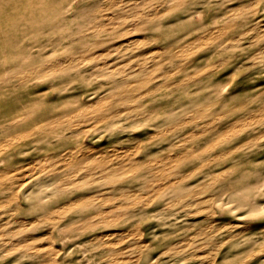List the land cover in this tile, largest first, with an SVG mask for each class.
Wrapping results in <instances>:
<instances>
[{"label":"rangeland","instance_id":"1","mask_svg":"<svg viewBox=\"0 0 264 264\" xmlns=\"http://www.w3.org/2000/svg\"><path fill=\"white\" fill-rule=\"evenodd\" d=\"M52 1L67 15L85 11L84 18L106 21L99 38L116 33L75 54L42 47L59 38L48 32L56 15L24 29L17 25L45 14L27 7L16 18L18 0L0 1V168H11L0 192V264H264V32L257 25L264 0ZM160 12L155 28L143 26ZM210 34L219 37L211 48L194 50ZM119 40L128 50L110 47ZM28 52H45V61L81 58L82 75L18 74L33 65ZM138 66L142 73L127 82L156 90L150 97L124 93L122 79L109 77V67L126 74ZM91 95L105 98L97 109L72 122L61 118ZM159 95L177 104L153 102ZM33 97L38 105L28 102ZM40 106L51 113L43 125L21 119ZM134 107L156 113L141 120ZM121 108L129 113L103 119ZM58 118L67 123L43 135L42 126ZM81 144L77 163L63 173H93L95 180L116 166L119 180L61 188V174L50 176L48 168L58 150ZM92 146L98 149L81 154ZM99 152L103 165H88ZM78 194L93 198L59 227L40 216ZM19 197L26 205L18 210Z\"/></svg>","mask_w":264,"mask_h":264},{"label":"bare ground","instance_id":"2","mask_svg":"<svg viewBox=\"0 0 264 264\" xmlns=\"http://www.w3.org/2000/svg\"><path fill=\"white\" fill-rule=\"evenodd\" d=\"M0 1H5V0H0ZM10 3V2H9ZM16 3V2H15ZM1 4V2H0ZM30 8L33 13L36 12H43L45 14L44 19L42 20H34L35 22H32V20L26 21L25 23H23L24 25L20 24L17 25V27H22V28H26L27 27H32L35 28L37 27L38 29L41 28L43 25H45V23L49 24V17L46 16L47 14L50 15H56V23H52L50 24L51 27L49 28L48 32L51 31V33L57 32L59 34V38L55 41L52 42L53 44H46V45H40L42 47H46L47 45H52V47H59L60 49L62 48V50L65 52V50H67V52H70L72 54H75L77 51L83 49L85 50V48H92L93 46L99 45V44H103L105 42H109L111 41L108 36L111 35H115L116 30H113L109 33H106V38L105 37H100V30L102 28L105 27V25L107 24L106 21L104 22H99L98 18H84L86 12L83 11H78L75 12L72 15H67V10H64L62 8H58V4L57 2H54L52 0H24L22 4L19 3V0L17 2V5L13 6L15 12V17L19 18L20 15L24 14V10L26 8ZM165 13V12H164ZM163 12L157 13L154 17L152 16L151 18L148 17V19L145 18V20L142 22L143 26H150V28H155L157 25V20L161 17L162 14H164ZM172 13V11L170 12ZM166 14V13H165ZM6 12H4L3 10H0V21L4 22L6 21ZM107 20V17H106ZM94 21H97V23L92 26V23ZM258 27L262 29V32H264V20H261L257 23ZM111 26H116V25H111ZM16 28V27H14ZM162 35H165L162 33ZM169 35V34H167ZM218 35L214 36L213 34H210L209 36V43L206 42H199L195 47V49H201L202 47H207L211 48V46L209 47V45L213 44V42H215L218 39ZM126 41H128L129 39H125ZM66 41V42H64ZM123 41V40H119L118 42L112 44V46L110 47H117L119 49H121L123 52L125 50H128L127 47L128 46V42ZM133 42H136L135 40H133ZM139 42V41H138ZM106 50L103 51H98L96 53H101L103 54ZM121 51V52H122ZM155 51H158L157 53H160L161 51L163 52L164 50L160 49H156ZM154 51V52H155ZM161 52V53H162ZM156 53V52H155ZM97 55V54H96ZM24 57H26V60H29L28 62L32 63V67H29L28 70L27 69H23V70H19L17 73L18 74H23V73H41V74H46L48 75V73L50 74H58V75H62V76H68L71 75L73 73H79V75H82L79 71V67L77 66L79 64V60L81 58H77L74 56H65V57H58L56 59H52V60H48L45 61L47 54H45V52H38V53H32V52H28L25 53L23 55ZM95 56V55H92ZM142 64H145L146 61L144 59L141 60ZM139 62V65L141 64ZM120 68H111L109 67V77L112 79H116V78H120L122 79L121 83H117L121 88H123V90L125 88H127L126 90H124V93L130 94V93H134V94H138V96H148L150 97L151 92L153 94L156 93V90H151L150 91H142L140 90L141 85L140 83L137 84H129V82H127L128 80H130L133 76L134 77H139V73H142V68L138 66L137 67H132L133 70H130V73H122V71L124 70H118ZM97 70H101V69H96ZM197 79H193V82H195ZM124 82H127L124 83ZM31 95H41V93H38L36 91H32ZM60 95V94H59ZM92 96V95H91ZM46 98V102H44L41 105L44 104H49L51 102L56 101L57 99L60 98V96L57 97H45ZM62 96H61V100H62ZM56 99V100H55ZM104 96H92L91 98H89L88 100H79L77 102L78 105H80V107L75 108L77 105L69 108L67 111L71 110L72 114L74 112L73 115H66L61 117L62 119H66L67 122H72L74 121V118L77 116H83V115H87L90 114L88 112H92L93 110L97 109L98 105L100 102H102L104 100ZM158 101H163L164 103H166L167 105H173V104H177V99H171V100H166V98L163 95H159L157 97H154L152 99L153 102H157ZM38 98L37 97H33L31 98L28 102H30V105H35V103H38ZM65 103V102H64ZM161 103V102H160ZM40 104V103H39ZM38 105V104H37ZM42 107V106H40ZM20 108V107H19ZM17 110V107L14 108ZM22 109V108H21ZM133 110H137L138 112L136 113L135 117H137L138 119L141 120H145L147 117L151 116L152 114L156 113V110H151V111H140L142 108L141 107H134L132 108ZM129 113V109L127 108H121L119 110H117L116 112H112L110 116H105L103 119L104 120H108V119H112V118H117V117H123L126 114ZM48 114L51 113H46L43 109V107L41 108V111H35V112H29L27 114H25V116H22L21 119L23 120H31L32 125L36 126L37 124H41L42 122H44L47 118H48ZM61 118H58L56 120V123H54L53 125L47 124L45 126H42L41 132H43V135L47 132V130L49 131H53L55 132L59 127L64 126L65 123L67 122H63ZM61 119V120H59ZM20 120V119H19ZM43 125V123H42ZM82 125V124H81ZM80 124H77L75 127L81 128ZM38 126V125H37ZM40 127V126H39ZM60 129V128H59ZM58 129V130H59ZM45 131V132H44ZM39 132V134L41 133ZM22 134V132H21ZM65 140H61L59 141V143L57 142V144L52 143L50 145V148L53 147H59V144ZM86 144H81V145H76L73 146L71 148H67L64 151L61 152V149L57 151V159L54 163H52L49 166V171H48V175L50 176H60L61 174V188H70V187H77L78 189H83L87 186H91V185H97L100 182L104 181L106 182L109 178H117V181L119 180L118 177H120L121 175H123V173L116 167V166H110V167H103L102 171L104 173H109L110 175L107 177L106 175L103 176L102 178L99 179H95V180H91L93 173H90L88 175H86L85 177L82 176L81 178H77V174L76 172H74V174H69V173H63L64 170H67V168H70L72 165L76 164V160H78L79 158V149L85 148ZM98 149L95 146H92L90 148H86L85 152H81L82 155H85L86 151H90V150H96ZM102 153L99 152L97 154H95V156H89L88 158V165H103V161H102ZM2 163H6L5 160H2ZM83 166H85L86 163L80 162ZM4 168H0V192H2L5 188L6 185L9 183L8 179H7V175L11 172V168H9V166L4 165ZM76 167V166H73ZM92 168L91 166L87 167V170L90 171ZM233 169L231 171H228L227 174L232 173ZM236 171V170H235ZM238 171V170H237ZM226 178V172L224 173ZM18 198V197H17ZM93 198V195H86V194H78L74 197H71L68 201H66L62 206H48L45 209H42V212L40 214L41 217H44L46 219L47 222H50L54 227H59V225L61 224V221L64 219V217L69 214V213H74L76 209H79L80 207L85 205V202H89V199ZM28 198H26L27 200ZM29 200V199H28ZM26 204H24L21 200V197H19L18 199V204H17V208L19 210V208L24 207ZM36 220H32L31 222H35ZM25 227V226H24ZM235 227H240V225L236 224ZM264 227V226H263ZM30 249H33L32 247ZM36 250V248H34ZM261 252H264V250H262Z\"/></svg>","mask_w":264,"mask_h":264},{"label":"crops","instance_id":"3","mask_svg":"<svg viewBox=\"0 0 264 264\" xmlns=\"http://www.w3.org/2000/svg\"><path fill=\"white\" fill-rule=\"evenodd\" d=\"M263 250V249H262ZM262 250H260V251H262Z\"/></svg>","mask_w":264,"mask_h":264}]
</instances>
